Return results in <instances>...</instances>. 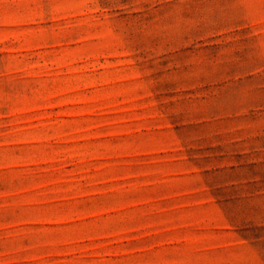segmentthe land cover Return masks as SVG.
Returning a JSON list of instances; mask_svg holds the SVG:
<instances>
[{
  "label": "rangeland",
  "instance_id": "obj_1",
  "mask_svg": "<svg viewBox=\"0 0 264 264\" xmlns=\"http://www.w3.org/2000/svg\"><path fill=\"white\" fill-rule=\"evenodd\" d=\"M0 264H264V0H0Z\"/></svg>",
  "mask_w": 264,
  "mask_h": 264
}]
</instances>
